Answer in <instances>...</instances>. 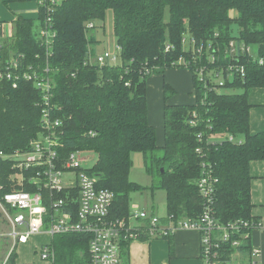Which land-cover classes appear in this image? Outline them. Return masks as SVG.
Instances as JSON below:
<instances>
[{
    "label": "trees",
    "instance_id": "trees-1",
    "mask_svg": "<svg viewBox=\"0 0 264 264\" xmlns=\"http://www.w3.org/2000/svg\"><path fill=\"white\" fill-rule=\"evenodd\" d=\"M108 11L114 15L122 62L100 67L92 62L97 55L92 45L98 41L89 36V25L104 22ZM48 18L56 34L51 48L42 42L35 22L23 17L16 20L13 37L1 44L0 153L8 157H0V196L39 190L21 184L12 159L18 152L29 151L31 141L44 131L43 93L24 78L25 73L36 72L53 80V117L62 123L57 133L58 166L62 168L74 152L97 155L95 166L85 171L97 179L99 189L114 193L111 220L129 218L131 194L146 189L130 180L132 155L140 153L153 179L150 189L166 193L168 220L200 218L205 200L198 182L209 172L217 180L212 208L218 223L259 224L252 215L251 163L264 161V133H251L250 94L264 89V64L257 61L264 60V0H62L50 11L39 6L41 28ZM187 36L195 42L196 51L203 48L201 53H193L192 46L185 48ZM232 42L236 53L229 49ZM168 45L174 50L167 51ZM242 45L256 49V60L243 53ZM180 60L190 63L196 103L168 104L174 91L165 86L164 145L160 146L157 130L149 122L148 80L167 69L187 67L179 65ZM12 62L18 68L8 70ZM232 67H243L244 77L236 73L229 78ZM201 68H207V75L223 71L224 84L213 83L207 75L202 80ZM213 134H229L233 140L214 142L209 140ZM24 174L30 178L37 171ZM50 196L44 191L48 209ZM66 196L71 212L78 215L79 189L55 198ZM89 240L83 234L55 236L53 264H89ZM129 245L121 246L123 264H129ZM235 251L251 255V238L238 249L221 244L216 251L219 262L232 264ZM16 261L13 255L9 264Z\"/></svg>",
    "mask_w": 264,
    "mask_h": 264
},
{
    "label": "built area",
    "instance_id": "built-area-1",
    "mask_svg": "<svg viewBox=\"0 0 264 264\" xmlns=\"http://www.w3.org/2000/svg\"><path fill=\"white\" fill-rule=\"evenodd\" d=\"M61 2L62 0H42L40 6L47 7L50 11ZM89 26L93 28L92 24ZM55 35L53 22L51 18H48L45 27L39 31V37L46 46L51 48ZM183 44L186 49L192 46L193 53H201L203 50V48H199L196 51L195 42L188 36L183 40ZM240 47L244 54H248L256 60V56L252 53V47L245 45ZM118 49L120 55L105 51L102 54H97L92 62L100 67L120 64L122 62L121 49L119 47ZM229 49L232 50V53H236L234 42L230 44ZM166 50H174V47L168 45ZM210 60L214 62L215 57L211 56ZM257 61L261 65L264 64L262 59H257ZM180 64H184L187 68L190 65V63L185 64L183 60H180ZM16 67V62H12L8 70ZM206 70L207 68L199 70L202 80L207 75ZM229 71V78H233L236 73L241 74L242 77L245 74L243 67H232ZM5 74L8 79H12L10 71ZM207 76L209 79L212 77L213 83L224 84L223 71L215 75L211 72ZM24 78L33 81L43 93L41 126L44 131L31 141L29 151L18 152L12 156V159L15 168L20 171L18 178L21 184H32L39 190L36 193L14 191L0 196V264H9L13 255H17V264L20 248L28 245L37 236H47L50 241L35 246L33 253L40 261L53 264L56 251L52 240L55 236L67 234H83L90 237L89 264H123L122 243L141 240L145 236L150 240L169 239L180 230L196 231L201 235V258L204 264H221L216 252L221 244H231L234 249H238L250 237L251 232L260 227V224L249 222H236L229 226L218 223L212 208L217 180L209 172H204L198 182V189L205 200V207L200 218L196 221L183 219L175 222L171 218L169 220L161 219L152 213L138 210L129 218L111 220L110 209L114 201V193L99 189L97 179L87 174L82 166L85 160L82 157L84 153L70 154L62 168L57 164L56 147L60 143V136L57 133L62 123L53 117L52 78H40L36 72H27L24 74ZM17 86V83L14 82L13 87L17 88ZM89 134L92 137L95 136L93 131ZM221 135L220 139L233 140L229 134ZM216 137L218 135L213 134L209 140L213 141ZM197 152L201 151L197 150ZM0 157L7 158L8 156L0 153ZM30 169H35L37 175L27 178L24 172ZM67 173H72L73 178L66 179ZM67 181L70 183L69 185H66ZM75 188H78L80 193L79 211L76 216L71 212L68 196L55 198L57 194ZM44 191H49L51 194L50 209L45 203ZM132 218L142 223L132 225ZM237 235L238 239H232ZM257 254L258 251L254 252V255Z\"/></svg>",
    "mask_w": 264,
    "mask_h": 264
},
{
    "label": "crops",
    "instance_id": "crops-1",
    "mask_svg": "<svg viewBox=\"0 0 264 264\" xmlns=\"http://www.w3.org/2000/svg\"><path fill=\"white\" fill-rule=\"evenodd\" d=\"M41 1L0 0V48L3 41L11 39L15 34V22L20 17L34 21L37 26L36 31L39 33ZM166 85L174 91L168 99V104L195 105L196 103L194 76L189 68L175 67L167 69L163 74L150 76L148 80L149 122L157 130L160 146L164 145ZM250 103L252 105L251 133L253 135L264 133V89L252 90ZM215 135L218 137L213 139L214 142L224 140L220 139L221 134ZM239 140L242 141V139ZM251 176L253 178L251 183L252 215L259 221L260 227L250 234L253 254L235 251L232 255V264H264V161L251 163ZM256 251L258 254L254 255ZM129 253V264H204L201 258V235L196 231H177L171 241L167 239L134 240L129 245ZM243 260L248 261L242 263Z\"/></svg>",
    "mask_w": 264,
    "mask_h": 264
},
{
    "label": "rangeland",
    "instance_id": "rangeland-1",
    "mask_svg": "<svg viewBox=\"0 0 264 264\" xmlns=\"http://www.w3.org/2000/svg\"><path fill=\"white\" fill-rule=\"evenodd\" d=\"M93 28H90L89 36L95 38L98 43L92 45V48L97 54H102L105 51L111 54H119L117 38L114 35V15L112 11H108L106 19L104 22H94ZM235 34L239 32L238 28L235 26L233 29ZM252 53L256 56V49L252 47ZM120 63V62H119ZM218 81V79H215ZM223 93H231L227 90H222ZM236 91L235 93H237ZM82 157L85 159L82 166L84 169H91L95 166L98 161V157L95 153H84ZM133 167L130 173V180L146 189L143 191H136L131 194L130 199V211L134 214L136 210L146 211L148 213H154L157 217L161 219H166L168 212L166 209V193L163 190H156L152 192L150 189L153 184V179L146 173L143 155L140 153H134L132 155ZM73 174L67 173L66 179H72ZM70 183L67 181L66 185ZM137 219L132 218L131 224L138 225ZM50 239L47 236H37L26 246H22L19 250L18 262L17 264H51L48 262H42L33 253L35 246L49 242ZM248 261V260H247ZM247 261L243 260L242 263ZM260 263V261L258 260Z\"/></svg>",
    "mask_w": 264,
    "mask_h": 264
},
{
    "label": "bare ground",
    "instance_id": "bare-ground-1",
    "mask_svg": "<svg viewBox=\"0 0 264 264\" xmlns=\"http://www.w3.org/2000/svg\"><path fill=\"white\" fill-rule=\"evenodd\" d=\"M37 138V137H36Z\"/></svg>",
    "mask_w": 264,
    "mask_h": 264
}]
</instances>
